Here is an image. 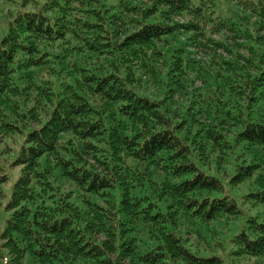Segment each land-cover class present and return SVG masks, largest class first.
<instances>
[{"label":"trees","instance_id":"obj_1","mask_svg":"<svg viewBox=\"0 0 264 264\" xmlns=\"http://www.w3.org/2000/svg\"><path fill=\"white\" fill-rule=\"evenodd\" d=\"M147 3L0 0L8 264H264V0Z\"/></svg>","mask_w":264,"mask_h":264},{"label":"rangeland","instance_id":"obj_2","mask_svg":"<svg viewBox=\"0 0 264 264\" xmlns=\"http://www.w3.org/2000/svg\"><path fill=\"white\" fill-rule=\"evenodd\" d=\"M137 2H140L142 4H148L147 1L148 0H135ZM7 8H4V10H6ZM232 10H235L234 8H232ZM8 15V14H6ZM9 18V16H8ZM176 20L178 22H182L181 20H179L178 18H176ZM212 38L216 41H220V39L223 38V34H219L218 32L214 31L212 33ZM227 37V36H226ZM228 38V37H227ZM231 46H232V41L227 40ZM211 50H213L212 48H199V49H190L189 51H193V53L196 55L195 59L199 60L200 62H206V60L208 59H213L212 57V52ZM217 53L222 56V57H226V52L223 51V49H218ZM214 62L216 61V59H213ZM195 87L197 88H202V84H200V82H196ZM21 136V135H19ZM19 136H14L13 138H8V137H4L1 136L0 137V165L2 166V171L0 172V176H2L3 174L6 175L7 177V181L1 185V193L3 194V197L0 196V210L3 212V205L5 204V202H7L9 200L10 197V191H11V186L15 183V181L18 178V174H19V168L17 167H11L10 166V162L12 160V153H10L8 151L9 148H13L15 147V141L16 143L21 139L19 138ZM0 212V234L3 230L4 227V219L5 216L7 215V213H2ZM227 225V224H226ZM221 228L224 227V225H219ZM229 227V225H228ZM224 231H227L226 228H223ZM1 243V241H0ZM9 261V256H7V254L5 253V251L3 249H0V264H8ZM254 262V259L249 260V263ZM242 264H246L245 261H242Z\"/></svg>","mask_w":264,"mask_h":264}]
</instances>
